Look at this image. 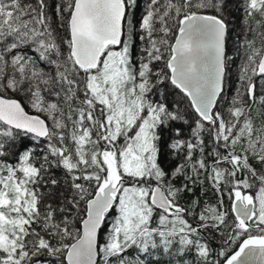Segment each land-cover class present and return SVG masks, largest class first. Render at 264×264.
<instances>
[{"label":"snow or ice","instance_id":"6c2138e0","mask_svg":"<svg viewBox=\"0 0 264 264\" xmlns=\"http://www.w3.org/2000/svg\"><path fill=\"white\" fill-rule=\"evenodd\" d=\"M37 4L0 0V125L5 126L0 136L11 138L16 129L50 141L49 153L71 175L74 195L68 203L80 213V227L70 209L44 203L38 185L47 155L39 167L30 152L16 164L0 160V264H41V256L54 257L58 264H97L101 254L103 264H110L109 258L130 264L123 256L129 248L151 254L174 245L179 252L195 249L202 264H209L211 249L202 236L209 228L223 239L218 253L223 260L211 264H264V171L250 163L264 165V120L257 126L242 99H234L227 114L214 110L223 90L226 25L194 10L207 7L208 0L195 6L192 0H150L141 24L148 46L138 66L122 39L126 0H68L62 25L66 39L52 28L44 0ZM245 12L261 18L251 29L253 38L245 41L241 69L251 99L254 85L248 74L264 75V0H246ZM174 28V43H169ZM26 46L39 53V61L54 66V74L21 54ZM160 60L167 71L155 73L157 82L170 81L199 117L197 142L173 144L187 153L170 177L156 162L153 141L157 125L177 116L163 103L146 99L150 66ZM9 91L23 94L31 108L47 115L51 127L4 95ZM204 122L215 145L208 153L211 162L200 138ZM3 147L0 140V156ZM197 151L200 156L194 158ZM180 175L186 182L178 188L171 181ZM205 180L221 197L226 189L231 206L224 209L222 198L206 205L193 226L187 219L193 211L178 198ZM110 210L117 214L100 245L98 231Z\"/></svg>","mask_w":264,"mask_h":264},{"label":"trees","instance_id":"16d2710c","mask_svg":"<svg viewBox=\"0 0 264 264\" xmlns=\"http://www.w3.org/2000/svg\"><path fill=\"white\" fill-rule=\"evenodd\" d=\"M232 4L230 6V16L236 22L244 24L243 30L246 31V36H237L235 50L237 53L242 51L243 58L239 62V68L236 69V73L231 81H224V91L220 94L215 111L227 114V110L232 106L234 99L247 102L250 105V112L254 118V122L258 126L261 120H264V75L256 76L249 73L251 76V83L254 85L253 98H249L246 92L247 81L241 80V69L246 61V48L245 41L253 38L252 28H255V20L261 19L257 14L254 18L248 17L245 12L246 0H228ZM163 3V0H161ZM200 0H192V4L195 6ZM220 0H208L207 7H198L194 10L197 13H207L217 15V7ZM22 4L31 5L32 7H38L37 0H21ZM45 15L49 18L52 28L55 30L59 37L68 38L66 27V20L68 18V12L64 11L67 8L68 0H44ZM150 0H126L127 14L124 20L125 36L123 40L130 39L131 45L129 46V54L131 61L134 65L139 64L141 57L145 55L144 49L148 46L146 33L141 28L142 19L148 10ZM179 18L171 21L170 23L178 22ZM229 23V24H228ZM226 23L227 29L231 31L233 22ZM247 25V26H246ZM259 30V29H258ZM177 30L174 28L173 32L169 34V43H173L174 36ZM228 45V43H227ZM226 45V46H227ZM229 48L228 46L226 47ZM225 48V49H226ZM62 49L67 54V45H63ZM21 54L30 56L32 59L38 61L39 67L43 68L45 72L54 74V66L48 65L46 61H39V53H37L32 47L26 46L21 50ZM240 53V52H239ZM167 53H165V58ZM153 75L151 76V91L147 93L146 99L154 104L163 103L169 112L174 113L176 119L165 120L163 124L157 125L155 129V140L153 141L156 147V162L159 167L171 176V173L176 167L183 163L186 156V147L174 148L173 144L178 140L185 142H192L195 144L196 137L194 136V130L196 129V122L199 119L193 111L189 100L176 89L170 81L167 79L162 82H157L158 77L155 73L161 70L167 71L165 68L164 60L154 61L151 64ZM7 97L18 99L25 110L28 113L37 114L43 117L51 127V121L48 120L47 115L44 113H38L35 109L31 108L28 100L23 94H16L11 91L5 93ZM203 131L200 132V138L204 141V155L208 162H211L212 157L208 156L213 149L214 142L211 133L207 130V124ZM5 126L0 125V130ZM0 140L3 141L4 147L2 151L3 156H0V160L6 163L16 164L18 163L20 156L25 152H30L32 162L39 167L44 162V157L48 156V163L45 166V170L41 173V182L38 185L41 193L44 194V203H51L54 207H66L71 210V218L75 222L76 227H80L79 219L80 213L72 207L68 201H70L74 195V191L71 187L72 179L71 175L56 161L55 157L51 156L48 150L50 141L45 139H38L30 134L12 130L11 138H5L0 136ZM195 158V157H194ZM250 163L258 172L264 171V165H261L258 160H250ZM56 180V185H52L51 181ZM176 187H181L186 181L183 175L177 176L171 181ZM258 183V182H257ZM192 191H183L180 193L178 202L180 205L190 208L193 211L192 216H188L187 219L196 226L199 212L206 205H215L219 199H223L224 209H230L231 200L229 199L228 192L225 189L221 197L220 193L212 188V186L205 180L203 184L197 183L196 185H190ZM253 194L255 189L252 190ZM193 201H198L195 207H193ZM84 207L83 203L80 205ZM115 210H110L109 214L100 229L98 243L103 245L105 242V234H109L107 226L113 221L116 215ZM232 218V213L229 212V220ZM35 227V226H34ZM203 242L207 243L209 249H211L209 256V264L222 257L218 256L223 239L221 235L215 229H206L202 231ZM178 245H174L168 252H164L163 249L152 250L151 254H144L139 252L136 247L129 248L123 256L128 259L130 264H139L142 261L143 264H202L195 249L179 252ZM41 264H58L54 257L41 256ZM110 264H118L116 258H109ZM97 264H103L102 254L99 255Z\"/></svg>","mask_w":264,"mask_h":264},{"label":"rangeland","instance_id":"374dc122","mask_svg":"<svg viewBox=\"0 0 264 264\" xmlns=\"http://www.w3.org/2000/svg\"><path fill=\"white\" fill-rule=\"evenodd\" d=\"M230 6L232 7V4L229 3L228 0H220L219 5L217 7L218 10H217V15H216V16L220 17L225 23H228V22L234 23V25H232V28L230 29L231 31H229V29H227L226 39H225V48L227 46L229 47L228 49L227 48L225 49V68H226L225 76H224L225 82H229L232 80V78L234 77V74L236 73L235 72L236 69L239 68L238 67L239 62L241 61V58H243V55H242L243 52L239 51L240 53L239 52L237 53V51L235 50L237 36L238 35H240L242 37L246 36L245 35L246 31L243 30L244 24L241 22H236L230 16V13H229L230 12V9H229ZM127 43L129 44V46L131 45L130 39L127 40ZM227 43H228V45H227ZM257 46H259V38H257ZM138 65L139 64H137V66ZM223 91H224V82H223ZM15 131H17V130H15ZM195 142H197V141H195ZM198 156H200L199 151L194 153V157H198ZM112 222L110 224H108V226H107L108 232L111 229ZM107 238H108V235L105 234V242L104 243H106Z\"/></svg>","mask_w":264,"mask_h":264},{"label":"water","instance_id":"95a60500","mask_svg":"<svg viewBox=\"0 0 264 264\" xmlns=\"http://www.w3.org/2000/svg\"><path fill=\"white\" fill-rule=\"evenodd\" d=\"M127 11V10H126ZM197 14H199V15H206V16H215V15H212V14H207V13H197ZM215 17H217L218 19H221L220 17H218V16H215ZM124 20H125V17H124ZM124 20H123V22H122V24H123V30H124ZM222 20V19H221ZM223 21V20H222ZM224 22V21H223ZM225 23V22H224ZM225 25H226V23H225ZM177 33V32H176ZM226 33H227V26H226ZM124 37V36H123ZM123 37H122V39H123ZM225 39H226V34H225V38H224V49H225ZM173 43H174V41H173ZM224 76H225V71H224ZM257 77L258 76H261V75H256ZM223 82H224V77H223ZM223 87V86H222ZM180 91V90H179ZM223 91V90H222ZM219 98V97H218ZM218 98H217V100H218ZM14 99H16V98H14ZM18 100V99H17ZM19 101V100H18ZM190 102V101H189ZM21 103V102H20ZM22 104V103H21ZM23 106V105H22ZM216 106V105H215ZM193 109V111L195 112V110H194V108H192ZM26 111V110H25ZM27 112V111H26ZM29 115H37V114H31V113H28ZM195 114L198 116V114L195 112ZM41 117V116H40ZM42 118V117H41ZM199 118V117H198ZM42 119H44V118H42ZM46 121V120H45ZM47 123V122H46ZM205 124H207V122H204ZM14 130H16V129H14ZM17 131H22V132H26V131H24V130H17ZM27 133V132H26ZM29 134H31V135H33V136H35V134H33V133H29ZM36 137V136H35ZM37 138H40V139H45L46 137H37ZM103 225V224H102ZM102 227V226H101ZM99 232H100V230L98 231V237H99ZM98 259H99V255L97 256V262H98Z\"/></svg>","mask_w":264,"mask_h":264},{"label":"bare ground","instance_id":"6f19581e","mask_svg":"<svg viewBox=\"0 0 264 264\" xmlns=\"http://www.w3.org/2000/svg\"><path fill=\"white\" fill-rule=\"evenodd\" d=\"M225 71H226V68H225Z\"/></svg>","mask_w":264,"mask_h":264}]
</instances>
